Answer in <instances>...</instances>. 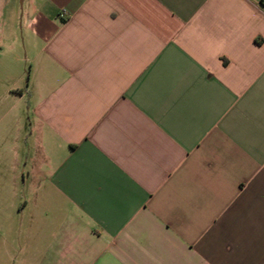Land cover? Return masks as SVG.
Instances as JSON below:
<instances>
[{"label":"crops","instance_id":"crops-1","mask_svg":"<svg viewBox=\"0 0 264 264\" xmlns=\"http://www.w3.org/2000/svg\"><path fill=\"white\" fill-rule=\"evenodd\" d=\"M23 5L22 264H264V0Z\"/></svg>","mask_w":264,"mask_h":264},{"label":"rangeland","instance_id":"rangeland-1","mask_svg":"<svg viewBox=\"0 0 264 264\" xmlns=\"http://www.w3.org/2000/svg\"><path fill=\"white\" fill-rule=\"evenodd\" d=\"M23 4L24 0H13L11 14L0 25V264H22L27 255L22 232L31 196L27 105L26 99L17 104L9 94L16 82L26 90L29 71L22 36Z\"/></svg>","mask_w":264,"mask_h":264}]
</instances>
